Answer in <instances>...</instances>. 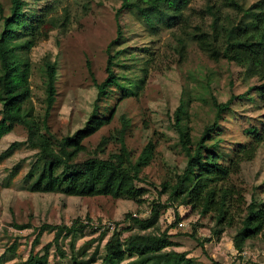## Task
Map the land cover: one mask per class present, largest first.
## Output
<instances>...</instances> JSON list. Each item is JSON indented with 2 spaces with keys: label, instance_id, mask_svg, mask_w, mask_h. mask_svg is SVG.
I'll use <instances>...</instances> for the list:
<instances>
[{
  "label": "rangeland",
  "instance_id": "rangeland-1",
  "mask_svg": "<svg viewBox=\"0 0 264 264\" xmlns=\"http://www.w3.org/2000/svg\"><path fill=\"white\" fill-rule=\"evenodd\" d=\"M221 0H190L188 12L190 25L207 28L210 20L198 18L197 13L208 2L219 4ZM245 8L258 0H238ZM24 13L29 20L35 18L45 6L52 5L48 15L47 37L40 40L29 53L31 88L30 106L33 114L41 122L45 110V66L55 64L57 70L55 103L49 112L47 126L51 134L60 139L72 135L80 129L89 117L96 89L92 84L86 64L97 82L106 77V48L116 39L115 12L121 0H25ZM11 0H0V33L2 18L9 15ZM122 37L111 48L120 52L114 63L117 86L104 102V106L114 108V116L109 125L103 127L84 141L85 151L78 162L93 155L102 138H110L98 157L106 159L119 149L116 141L121 121L128 122L125 145L133 157H137L148 141L156 144L155 155L149 166L144 168V181L137 183L147 193L146 201L137 205L131 200H114L109 197L80 198L52 193H33L24 180L28 169L35 160V151L19 146L7 159L0 160V264H22L31 251L38 252L53 239V232L38 230L44 224L68 225L75 219L91 221L93 227L100 224L109 229L105 238L92 228H85L83 235L62 237L59 248L64 258L57 255L55 247L50 249L49 264H100L104 244L111 235V225L124 230L130 225L125 221L126 214L146 219L151 204L159 201L166 204V196H159L162 181L180 172L186 164V156L178 144V137L172 127V114L182 92L190 96L189 128L193 143L199 139L206 126L213 122L214 109L211 98L226 102L234 100L230 111L224 115L217 131L219 143L211 152L219 155L222 161H229L238 144L249 141L246 130L261 128L264 121V103L257 99L253 90L258 84L253 78L246 80L242 69L234 63L220 60L211 61L199 51L196 44L185 39V51L178 54V38L182 30L178 27L150 30L140 17L130 10H123L119 16ZM190 31V28L188 29ZM142 69L146 70L144 76ZM145 78L136 95L132 85ZM138 82V81H137ZM248 92V95H245ZM121 98V99H119ZM103 110L102 113H108ZM27 130L15 126L11 133L0 140V154L13 142H24ZM230 185L242 195L245 204L252 198L264 202V140L258 147L253 160L243 162L238 175L230 178ZM241 201V202H243ZM240 205L239 210H244ZM174 208L170 207L160 217V227L165 229L174 222ZM181 223L174 232L190 234L195 231L201 239L211 238L203 244V251L187 236L180 235L174 240L176 252L186 253L197 264H264V230L262 234L248 240L242 253H237L232 244L235 228H225L220 239L211 237L213 221L209 216L200 217L189 208L178 207ZM235 216L236 226L241 216ZM29 224L31 228L18 230L17 226ZM193 229V231H192ZM38 244L32 247L36 234ZM137 231L126 232L122 238ZM73 243V248L70 247ZM127 259L122 264H128Z\"/></svg>",
  "mask_w": 264,
  "mask_h": 264
},
{
  "label": "trees",
  "instance_id": "trees-1",
  "mask_svg": "<svg viewBox=\"0 0 264 264\" xmlns=\"http://www.w3.org/2000/svg\"><path fill=\"white\" fill-rule=\"evenodd\" d=\"M190 0H121L120 8L115 12L117 37L106 48V77L97 82L91 71L90 63L86 67L96 89L92 111L84 125L72 135L56 138L48 129L47 119L56 97L57 70L55 64L45 66V110L41 122L33 114L30 106L31 88L29 53L37 43L47 37L43 27L48 25L47 18L53 6H45L32 19L26 18L25 0H11L9 15L2 18L0 33V140L12 132L15 126H23L27 130L24 142H13L0 154V160L7 159L19 146H26L35 151V160L24 176L28 190L33 193L62 194L71 197L93 198L109 197L114 200L127 199L142 205L147 191L137 183L143 182V170L152 162L156 144L148 141L137 157H133L125 145V134L128 122L123 119L117 131L116 141L119 149L109 154L106 159L98 157L110 138H102L97 145L95 155L78 162L79 155L85 151L84 141L103 127L110 124L114 116V108L104 106V102L116 87L117 76L114 72L115 59L120 52L111 51L117 39L122 37L119 24L120 13L127 9L135 12L144 24L152 31L159 25L165 29L178 27L182 34L178 38V54L182 57L185 51V39L196 44L200 52L214 62L225 60L242 69L246 80L255 78L258 84L251 88L257 99L264 103V0H258L245 8L238 0H221L214 4L208 2L204 9L197 13L199 19L209 18L207 26H191L188 5ZM190 28V31L188 29ZM145 76L146 70L142 69ZM138 81V82H137ZM133 85L136 95L145 78H140ZM248 95V92L245 94ZM121 99V98H119ZM231 96L226 102H218L211 98L210 105L214 109L211 125L206 126L196 143H193L189 128L190 96L182 92L179 104L172 114V127L178 137V144L187 160L180 172L161 182L158 195L166 196V204L155 201L151 204L149 217L140 219L126 214L125 221H130L124 230L114 229L104 244V252L100 264H197L186 253L176 252L172 248L179 244L174 239L180 235L193 240L203 251V244L211 238L201 239L192 229L190 234L174 232L181 223L177 213L178 207L189 208L200 217L209 216L213 221L211 237L220 239L225 228H235L232 237L233 248L242 253L248 240L256 238L264 230V202L254 198L248 204L242 195L230 185V178L238 175L241 164L254 159L258 147L264 140V121L261 128L252 127L246 130L249 141L238 144L233 157L224 162L219 155L211 152L219 143L217 131L224 115L230 111L234 100ZM108 113H102L103 110ZM243 201V202H241ZM244 210H239L240 205ZM173 207L174 222L161 229L160 217L164 211ZM241 216L236 226L235 216ZM75 219L68 225L44 224L43 230L53 232L51 242L45 244L40 251H31L22 264H49L50 249L54 246L57 255L64 258L59 248L62 237L82 236L85 228H92L95 233L105 238L109 229L100 224L93 227L89 219ZM29 224L17 226L18 230L29 229ZM137 231L122 238L124 231ZM39 233L35 235L32 247L38 244ZM73 248V243L70 245ZM94 260L83 262L90 264ZM82 264V262H81ZM211 264H220L211 262Z\"/></svg>",
  "mask_w": 264,
  "mask_h": 264
},
{
  "label": "built area",
  "instance_id": "built-area-1",
  "mask_svg": "<svg viewBox=\"0 0 264 264\" xmlns=\"http://www.w3.org/2000/svg\"><path fill=\"white\" fill-rule=\"evenodd\" d=\"M84 224H87V222H86V221H84ZM90 225H92V224H90Z\"/></svg>",
  "mask_w": 264,
  "mask_h": 264
}]
</instances>
